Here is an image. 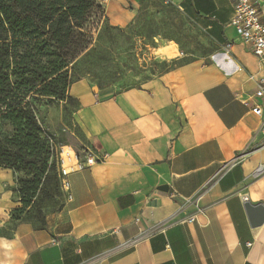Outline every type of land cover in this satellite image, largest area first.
<instances>
[{
	"label": "crops",
	"instance_id": "1",
	"mask_svg": "<svg viewBox=\"0 0 264 264\" xmlns=\"http://www.w3.org/2000/svg\"><path fill=\"white\" fill-rule=\"evenodd\" d=\"M142 1L100 3L123 26ZM169 1L215 50L137 88L75 81L82 145L107 158L69 161L64 207L42 227L12 219L21 203L13 172L0 168V264H264V223L254 227L246 208L264 206L262 118L253 113L264 105V62L230 26V0Z\"/></svg>",
	"mask_w": 264,
	"mask_h": 264
},
{
	"label": "trees",
	"instance_id": "2",
	"mask_svg": "<svg viewBox=\"0 0 264 264\" xmlns=\"http://www.w3.org/2000/svg\"><path fill=\"white\" fill-rule=\"evenodd\" d=\"M94 19H106L99 0H0V121L13 128L0 138V168L25 175L14 221L42 227V209L63 195L54 139L33 99L65 98L73 84L69 67L93 45Z\"/></svg>",
	"mask_w": 264,
	"mask_h": 264
},
{
	"label": "rangeland",
	"instance_id": "3",
	"mask_svg": "<svg viewBox=\"0 0 264 264\" xmlns=\"http://www.w3.org/2000/svg\"><path fill=\"white\" fill-rule=\"evenodd\" d=\"M91 27L93 45L69 67L72 83L90 78L99 86L116 91L137 88L177 65L205 58L215 50L205 33L169 0H143L134 18L126 25H113L106 16L100 22L94 19ZM179 52L182 59H177ZM33 105L41 124L52 134L58 151L66 146L83 157L85 139L74 122L78 105L70 98V90L63 99L35 96ZM47 124L52 127L51 131ZM12 133V126L0 121V138ZM57 166L63 195L59 205L46 204L42 209L44 215L58 210L67 199L59 161ZM66 169L69 171L68 162ZM13 174L12 189L19 199V180L25 175ZM34 222L39 223L37 219Z\"/></svg>",
	"mask_w": 264,
	"mask_h": 264
},
{
	"label": "built area",
	"instance_id": "4",
	"mask_svg": "<svg viewBox=\"0 0 264 264\" xmlns=\"http://www.w3.org/2000/svg\"><path fill=\"white\" fill-rule=\"evenodd\" d=\"M234 6V17L231 21L230 26L233 27L236 31L237 36L242 40V42L247 45L253 54L261 61L264 62V10L260 6V4L254 0H230ZM232 48V44H227L226 52L229 53ZM257 95L260 97H264V84L261 82L258 85ZM253 113L262 118V126L260 131L264 135V105H256L253 108ZM51 146L56 149L57 159L59 161L60 166V174L65 177V184L67 188L66 177L69 174V171L66 169L67 162L70 160H77L79 162V166L90 167L96 163L103 162L107 155L99 156L96 152L87 151L84 153L83 157H79L73 149L69 147H61L60 151L56 147L53 140L50 139ZM60 156V158H59ZM232 164L224 166L219 174H217L215 180L221 178L224 174L231 169ZM264 172V166H261L257 170V174H261ZM207 190H203L199 196L194 201L195 206L198 209V212L202 210L199 207V201L206 194ZM247 200V197H245ZM183 209V208H182ZM182 209L180 211H182ZM195 218L191 217L188 219V222H194ZM138 240H134L132 243H137Z\"/></svg>",
	"mask_w": 264,
	"mask_h": 264
},
{
	"label": "water",
	"instance_id": "5",
	"mask_svg": "<svg viewBox=\"0 0 264 264\" xmlns=\"http://www.w3.org/2000/svg\"><path fill=\"white\" fill-rule=\"evenodd\" d=\"M246 208L251 217V223L254 227H258L264 223V206L262 204L252 205L246 204Z\"/></svg>",
	"mask_w": 264,
	"mask_h": 264
}]
</instances>
